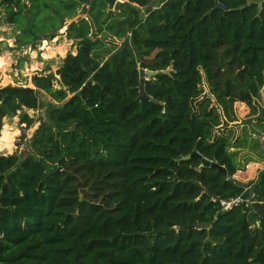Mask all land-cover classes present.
<instances>
[{"label": "trees", "instance_id": "obj_1", "mask_svg": "<svg viewBox=\"0 0 264 264\" xmlns=\"http://www.w3.org/2000/svg\"><path fill=\"white\" fill-rule=\"evenodd\" d=\"M31 1L0 7L19 27L52 0ZM122 1H89L55 74L0 88V123L6 108L25 129L24 109L45 113L24 158L0 156V264H264V170L249 202L220 204L246 188L225 126L263 112L264 0ZM62 2L55 30L75 17ZM92 29L120 43L105 60ZM200 68L212 98L197 97ZM10 141L3 128L0 153Z\"/></svg>", "mask_w": 264, "mask_h": 264}, {"label": "rangeland", "instance_id": "obj_2", "mask_svg": "<svg viewBox=\"0 0 264 264\" xmlns=\"http://www.w3.org/2000/svg\"><path fill=\"white\" fill-rule=\"evenodd\" d=\"M52 1L54 4L59 2V0H56L57 2L55 0ZM52 1H46L50 6L48 11L45 10V8H41V11L37 15H35L33 11L31 15L29 14L27 17H23L22 25L19 27L17 26L18 24L15 25L10 23L6 9L0 7V88L5 86L33 88L31 83L32 77L36 75L45 76L49 73L55 74L66 55L75 54L76 44L66 37V28L71 22L83 18L88 20L89 23L92 22L87 17V9L89 8L90 0H62L63 2L61 3V6H63V3L77 4L75 8V17L70 20L65 19L63 27L59 30H55L54 26L52 27V22L50 23L48 18V15L51 14L53 8ZM21 3L25 7L24 14L26 15L28 9L32 8V1L21 0ZM116 4L120 3L115 2L114 6L112 8L108 7L106 11H114ZM158 5L159 0H152L149 6L155 8ZM144 11L145 9L140 10V17H142ZM25 30H27L26 37L24 34ZM92 30L97 33L96 29ZM105 33L106 32H104V34L97 33L96 36L92 38L93 40L97 39L99 41L96 50L94 51V56H102L104 60L108 53H112L120 44L118 41L111 39L110 36ZM27 36H29V38ZM20 41L27 42V44L22 45ZM56 78L58 79V76H56ZM54 85L56 88L59 86L56 82ZM196 91L197 97L200 99L204 96L212 98L210 83L205 71L201 68L198 70ZM39 99L42 102H53L42 92L39 94ZM212 102H214V99ZM23 111H25L31 118L35 119L36 122L31 128L20 130L18 126H20L19 114L21 111H18L17 115L14 117H12L11 114L5 116L2 119L1 131L5 128V131H7L10 136L11 144L7 146L5 151L0 153V156L16 155L21 159L24 158L27 151H29L30 138L39 126L38 120H40V118L43 119L45 113L43 108L38 110L24 109ZM256 125L257 124L250 126L244 123L242 127L236 125L233 128H227L226 132H224V134L234 143L236 142L235 139H237L238 143V138L242 137L243 148L235 149L232 147L230 149L232 152L236 153V160L238 162L241 161L242 167L248 163L250 164V155L256 153V150H258L259 154L260 152H264L260 149H254L255 144L253 143L257 142L259 145V141L262 142V144L264 142V136H262L264 130L262 132V128ZM219 129H223V127Z\"/></svg>", "mask_w": 264, "mask_h": 264}, {"label": "crops", "instance_id": "obj_3", "mask_svg": "<svg viewBox=\"0 0 264 264\" xmlns=\"http://www.w3.org/2000/svg\"><path fill=\"white\" fill-rule=\"evenodd\" d=\"M258 94H259L258 95V103H259L260 107L263 109V112L260 115L253 114V115L249 116L248 121L243 120V118L241 116H239V114H235L236 117L235 118L231 117L232 121L230 123H227V125L225 127L230 129V128L235 127L236 125H240L242 127L244 123H246L250 126H254L255 124H257L256 126H260L262 128V132H263V130H264V105H263L264 104V85L259 90ZM243 113L247 115L246 112H243ZM237 123H239V124H237ZM263 134L264 133H262V136H264ZM263 139H264V137H263ZM235 140L237 142V139H235ZM239 140H240V145L238 147H240V148H235V149L243 148L242 147V145H243L242 137L238 138V143H239ZM253 144H255L254 149H260L261 151L262 150L264 151V142L262 144V142L259 141V145L257 144V142H255ZM250 157L252 158V159L250 158L251 160L249 159L250 164L247 162L248 164H246L244 167H242L243 170L238 175V178L240 180H242L244 182V184L246 185L244 193L239 198L243 201H246V202H247V199H249V197L251 195L254 196V194L251 193V188H252L253 184L255 183V181L257 180V176L260 173V171L264 170V152H260V154H259L258 150H256V153H254L253 155H250Z\"/></svg>", "mask_w": 264, "mask_h": 264}, {"label": "water", "instance_id": "obj_4", "mask_svg": "<svg viewBox=\"0 0 264 264\" xmlns=\"http://www.w3.org/2000/svg\"><path fill=\"white\" fill-rule=\"evenodd\" d=\"M106 3H107V5H108V7H110V8H112L113 6H114V3H115V0H104ZM210 11L206 14V15H210ZM56 33H58V32H56ZM170 73V70H166V71H164V74H169ZM157 73L156 72H152V71H146L145 72V75L147 76V77H152V76H154V75H156ZM144 81H145V79H140V87H139V89H140V98H142L143 97V94H144V91H143V83H144ZM6 111H7V113L9 114L10 112H9V110L6 108ZM0 126H2V123H0ZM18 128L20 129V130H23V129H25L23 126H18ZM192 157H196V158H200V156L195 152V149H194V152H193V154H192ZM189 157H184V160H187ZM204 164L206 165V166H208L209 165V163L207 162V161H204ZM212 167H216V168H218L219 170H221V171H224V169L223 168H221V167H219L218 165H216V164H212ZM253 216V215H252Z\"/></svg>", "mask_w": 264, "mask_h": 264}, {"label": "built area", "instance_id": "obj_5", "mask_svg": "<svg viewBox=\"0 0 264 264\" xmlns=\"http://www.w3.org/2000/svg\"><path fill=\"white\" fill-rule=\"evenodd\" d=\"M115 2H116V3L119 2L120 4L123 3L122 0H115ZM253 197H254V196L251 195V196L249 197V199H247V202H249ZM241 202H243V200H241V199L238 197V198L231 199V200H229V201H222L220 204H221L222 209H223L224 211H226V210L232 208L233 206H236V205L240 204Z\"/></svg>", "mask_w": 264, "mask_h": 264}, {"label": "bare ground", "instance_id": "obj_6", "mask_svg": "<svg viewBox=\"0 0 264 264\" xmlns=\"http://www.w3.org/2000/svg\"><path fill=\"white\" fill-rule=\"evenodd\" d=\"M0 151H2V149H1V145H0Z\"/></svg>", "mask_w": 264, "mask_h": 264}]
</instances>
